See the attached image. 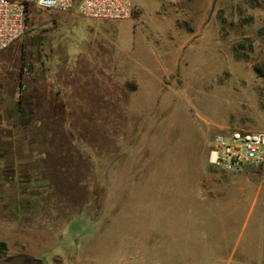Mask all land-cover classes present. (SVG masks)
<instances>
[{"label":"rangeland","instance_id":"374dc122","mask_svg":"<svg viewBox=\"0 0 264 264\" xmlns=\"http://www.w3.org/2000/svg\"><path fill=\"white\" fill-rule=\"evenodd\" d=\"M131 3L129 17L103 18L95 45L80 17L32 7L0 51V104L18 74L41 80L10 110L24 136L2 142L0 234L66 226L62 242L22 254L44 264L58 247L61 264H264L245 258L255 226L264 235V163L208 161L215 134L264 130V0ZM40 117L50 140L26 133ZM11 236L0 238L8 260Z\"/></svg>","mask_w":264,"mask_h":264},{"label":"built area","instance_id":"2783aa9c","mask_svg":"<svg viewBox=\"0 0 264 264\" xmlns=\"http://www.w3.org/2000/svg\"><path fill=\"white\" fill-rule=\"evenodd\" d=\"M32 7L75 8L91 18H127L133 11L131 0H0V51L22 34L27 11ZM208 161L223 170L263 164L264 130L233 126L215 134L209 144Z\"/></svg>","mask_w":264,"mask_h":264},{"label":"crops","instance_id":"0c3cea01","mask_svg":"<svg viewBox=\"0 0 264 264\" xmlns=\"http://www.w3.org/2000/svg\"><path fill=\"white\" fill-rule=\"evenodd\" d=\"M35 8H37V7H35ZM67 11H70V13L72 15H74L75 17H80L81 23L83 25V29H85V31L88 30L87 34H90L92 37V40H93L92 44L93 45H95L96 38L100 35L98 32L99 31L102 32L101 31L102 30L101 29L102 23L111 22L108 20H104L103 18H91V17L81 16L75 8L68 9ZM76 20H77V18H76ZM82 25H81V27H82ZM89 53L91 54L90 58H89L90 60L94 59L93 56L96 59H98V58L100 59V56H99L100 52L97 49L92 48L89 50ZM5 58H6V54H0V62H3L5 60ZM38 77H39V74H33L31 77H29V78L27 77V79H26V77H24L22 74H18V76H17V84H18L17 92H13V89L9 91L8 88H7L6 92H4L6 95L5 100H8V101L0 104V163H1L2 157L5 156L2 151L3 150L5 151V149H7V146L6 147L4 146V149H3L2 142L3 141L10 142V141L21 140L24 136V130L22 129L23 125L20 126V124H18V121L16 120V117L13 115V112L10 111L15 106H17V104H16V102H17L16 100L18 99V98H16L17 94L22 93V91L24 90V87L26 88L27 84L29 82L33 83L32 86L38 85V87L40 89L41 80H38ZM34 83H36V84H34ZM11 100L13 102L8 103ZM13 105H15V106H13ZM54 105L55 104L53 102V106ZM31 125H32V128L28 129L26 131V133L30 134L34 138V140L46 141V140L51 139L50 138L51 133H52L51 131H53L51 126L53 125V122L50 121V123H49V119L44 120L41 117L39 119L36 118L35 122H32V120H31ZM38 152L36 153V155L32 156V160H34V161L37 160V162H38L37 171L42 170L43 166H44V165L39 164L41 162H44V160L42 158L44 155H42V153H38ZM10 156H12V154H10ZM15 156H16V154H15ZM17 159L19 161H21L20 158L16 157L14 159L15 164L17 162ZM0 166H1V164H0ZM6 183L7 182H4V183L0 182V189H5L7 187H11V185L9 186V184H6ZM36 184L38 185L37 188L43 189L44 187H47L46 183L38 182ZM18 185L19 184H17V186ZM0 207L2 209V206H0ZM263 214H264V207H262L261 212H260L261 216ZM39 217H40V215H39ZM60 218H61V220L64 219L62 215L60 216ZM40 220L50 221V220H54V218L52 217V215L43 214L42 218ZM14 226L18 227V225H16V224H14ZM56 226L57 225L54 224L51 226V228H48L51 230H48V229L47 230H45V229L41 230V229H37V228L34 230H31L30 233L28 234L29 236L27 235V238H25L26 241L23 240L24 239L22 237L23 233L18 232L19 230L16 231L15 230L16 228L14 229V231H16V232L12 236L9 235L8 233H6L5 236L0 234V238H4V240H7L6 238H8V236L9 237L15 236V238L12 239V241L17 243V245H14L15 247L13 248L14 249L13 251H15V252L12 251V253L8 254V255H10L9 260L7 259L6 256L0 257V264H19V263H17L16 260H19V261L21 260L22 264H44L42 258L33 259V261H34L33 262L32 260H30L26 256H23L22 254L35 257L36 253L40 252L42 250L41 247H42L44 242H46V241L49 242V246L51 243H54V242H56V243L59 241L62 242V238H64L63 236H65V229H63V228H65L66 226L62 227V229H54ZM258 226L261 229H264V226L262 224H259ZM6 232H8V231L6 230ZM254 239L259 240L260 245L258 246V249H256L255 247H253L250 244V242L254 241ZM263 239H264V235L261 232H259L258 228L255 226V228L252 230L251 237L248 240L249 245H247L246 249H245V253H246L245 258L249 259V257L254 256V258L256 260L264 261V240ZM19 240H21V241H19ZM55 254L57 256L54 255L55 256L54 263H56V264L63 263L64 261L61 257L62 256L61 247H58V250H56ZM69 264H72V263H69ZM73 264H93V263L91 261H82V262L78 261V262L73 263Z\"/></svg>","mask_w":264,"mask_h":264},{"label":"trees","instance_id":"16d2710c","mask_svg":"<svg viewBox=\"0 0 264 264\" xmlns=\"http://www.w3.org/2000/svg\"><path fill=\"white\" fill-rule=\"evenodd\" d=\"M27 13H28V11H27ZM26 18H27V16H26Z\"/></svg>","mask_w":264,"mask_h":264}]
</instances>
